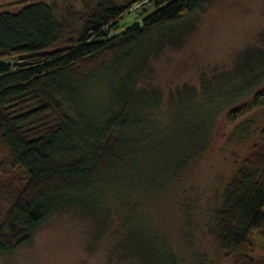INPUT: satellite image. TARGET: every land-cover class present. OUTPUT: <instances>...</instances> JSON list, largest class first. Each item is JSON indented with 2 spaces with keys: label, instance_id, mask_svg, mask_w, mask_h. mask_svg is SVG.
<instances>
[{
  "label": "trees",
  "instance_id": "1",
  "mask_svg": "<svg viewBox=\"0 0 264 264\" xmlns=\"http://www.w3.org/2000/svg\"><path fill=\"white\" fill-rule=\"evenodd\" d=\"M62 1L0 0V57L17 58L0 63V166L21 176V191L0 217V254L31 242L56 214L79 209L118 223L117 250L136 253L147 264H178L167 244L158 249V238L134 222L142 214L138 203L131 207L132 190L163 188L207 153L217 113L180 125L174 141L159 142L156 155L169 159L164 170L136 177L135 166L153 157L151 145L168 135L172 122L164 126L143 115L159 100L137 88L126 66L159 42L177 44L179 28L213 0H151L155 10L142 23L112 36L108 30L147 0H102L87 14L67 12L79 17V35L60 13ZM244 84L253 93L227 110L232 123L264 107V73ZM209 225L235 264H264L255 239H264V126L261 141L225 184Z\"/></svg>",
  "mask_w": 264,
  "mask_h": 264
},
{
  "label": "rangeland",
  "instance_id": "2",
  "mask_svg": "<svg viewBox=\"0 0 264 264\" xmlns=\"http://www.w3.org/2000/svg\"><path fill=\"white\" fill-rule=\"evenodd\" d=\"M116 1L125 5L129 0ZM101 2L63 0L59 11L87 14ZM153 10L154 3L147 0L111 27L109 36L142 23ZM63 17L79 35V17L71 13L69 18ZM179 29L182 38L177 44L167 42L159 47V42L155 50L146 55L142 52L126 66L137 88L159 100L142 109L143 115L164 126L172 122L168 135L157 136L155 148L151 145L153 157H144L135 166V176L157 177L169 160L156 155L159 142L174 141V131L180 125H194L200 121L196 117H206L209 112L210 118L217 113L212 143L207 153L165 182L163 188L132 190L131 207L138 203L142 214L134 222L158 238V249L167 244L178 264H235L216 244L209 224L225 184L261 141L264 107L255 108L235 123L227 120L226 112L252 96V90L241 84L264 73V0H213ZM16 59L0 57V63L14 64ZM20 186L21 176L5 173L0 166L1 220ZM117 224L101 222L79 209L62 211L46 222L31 242L0 254V264H147L136 253L114 248ZM255 239L257 256H264V239L259 235Z\"/></svg>",
  "mask_w": 264,
  "mask_h": 264
}]
</instances>
